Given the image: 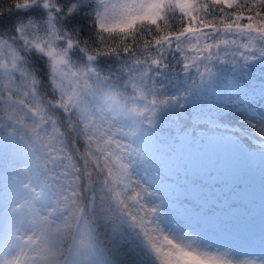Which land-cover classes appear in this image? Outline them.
Here are the masks:
<instances>
[{"label":"snow or ice","instance_id":"1","mask_svg":"<svg viewBox=\"0 0 264 264\" xmlns=\"http://www.w3.org/2000/svg\"><path fill=\"white\" fill-rule=\"evenodd\" d=\"M255 65L264 0L0 5V264H236L169 219L146 178L160 175L148 146L172 122L185 135L227 126L215 149L242 152L251 133L264 150V108L190 103L225 71L237 99L254 96Z\"/></svg>","mask_w":264,"mask_h":264},{"label":"rangeland","instance_id":"2","mask_svg":"<svg viewBox=\"0 0 264 264\" xmlns=\"http://www.w3.org/2000/svg\"><path fill=\"white\" fill-rule=\"evenodd\" d=\"M249 102L264 108V96L237 99L229 91L225 98L196 110ZM249 140L255 148H261V140L251 133ZM188 142V133L180 132L168 143L148 146L160 175L156 178L149 171L146 178L158 190L163 210L169 219L190 224L219 243L212 251L219 249L226 259L236 264H260L264 260V167L259 166L260 180L246 182L250 175L244 171L229 185L228 178L209 169L215 164L213 155L208 154L205 165V160H198L199 154L189 156Z\"/></svg>","mask_w":264,"mask_h":264},{"label":"trees","instance_id":"3","mask_svg":"<svg viewBox=\"0 0 264 264\" xmlns=\"http://www.w3.org/2000/svg\"><path fill=\"white\" fill-rule=\"evenodd\" d=\"M202 3L207 2V0H201ZM241 3L244 0H240ZM249 4H251L252 0H248ZM10 0H0V5L3 6V10L8 12V5ZM239 9H225L226 12L238 11ZM248 14V13H246ZM18 15L17 12L13 11V13L6 17L5 23H7L8 19L14 18ZM246 22V21H244ZM163 24V22H161ZM181 23L179 20V16L177 15L176 19L170 21V28L165 29L166 31H176L181 28ZM91 25L85 23L83 32L86 34ZM230 76L228 72H222L220 77V83L217 86L215 91L210 92L207 96H200L198 99L194 101H190L193 105V109L202 108L210 103L215 101H219L221 98H225L226 94L230 92L235 93L232 89L227 86V81ZM250 84L253 88L256 89V93L254 96H264V93L261 92V89H264V67L259 65L254 66V70L251 73ZM236 94V93H235ZM244 97V96H242ZM245 98V97H244ZM247 98H250L247 97ZM182 132L180 128L177 127L175 123L168 122L164 123L161 126L160 131V139L161 141L170 142L173 138L176 137L177 134ZM187 133L189 136V142L187 146H189V156L199 154L201 156L198 160H205L203 162L205 165L207 164V158L209 155H213L212 161L215 162L213 164L212 169L216 173L220 172L222 176L229 179V185L233 183L234 176H239L242 172H246L249 174V180L258 179L260 180V173H258L259 166L264 167V153H258L255 148L254 143H251L249 138L243 142V151L240 152L233 148H219L215 149L213 147L214 142H226L229 136V132L223 129H216L215 127L209 125L206 129H201L199 127H188ZM151 145L149 146V148ZM209 154V155H208ZM240 157V158H238ZM204 165V166H205Z\"/></svg>","mask_w":264,"mask_h":264}]
</instances>
